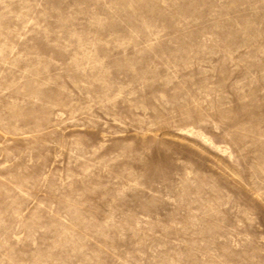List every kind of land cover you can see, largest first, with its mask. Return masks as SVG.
<instances>
[{
    "label": "rangeland",
    "instance_id": "rangeland-1",
    "mask_svg": "<svg viewBox=\"0 0 264 264\" xmlns=\"http://www.w3.org/2000/svg\"><path fill=\"white\" fill-rule=\"evenodd\" d=\"M0 264H264V0H0Z\"/></svg>",
    "mask_w": 264,
    "mask_h": 264
}]
</instances>
